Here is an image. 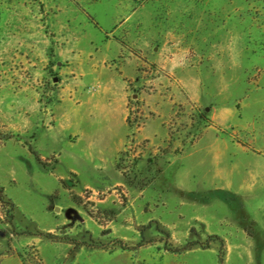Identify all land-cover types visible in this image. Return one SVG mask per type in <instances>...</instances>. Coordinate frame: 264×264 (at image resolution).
Returning a JSON list of instances; mask_svg holds the SVG:
<instances>
[{"label":"rangeland","instance_id":"obj_1","mask_svg":"<svg viewBox=\"0 0 264 264\" xmlns=\"http://www.w3.org/2000/svg\"><path fill=\"white\" fill-rule=\"evenodd\" d=\"M0 186V264H264V0H0Z\"/></svg>","mask_w":264,"mask_h":264},{"label":"trees","instance_id":"obj_2","mask_svg":"<svg viewBox=\"0 0 264 264\" xmlns=\"http://www.w3.org/2000/svg\"><path fill=\"white\" fill-rule=\"evenodd\" d=\"M30 152L33 153V151L30 149ZM40 160V159H39ZM0 203L3 205H9L11 207L12 210H15V205L14 203L8 201L5 197V191H4V188L2 186H0ZM14 220V216L11 215V223L12 221ZM40 235H43L45 237H47L48 239H51V240H60L58 239V237H56V235L52 234V233H41ZM212 241H219L220 244H221V248H220V251H219V264H225V255H226V252H225V240L223 238H221L220 236H217V235H214V236H211L209 239H208V242L206 244L204 243H201L199 241H192V242H189L187 243L184 247L180 248V249H176L177 252H184V251H189V250H192L195 246L197 245H200L204 248H208L210 246V244L212 243ZM122 248H125L124 245H121ZM138 247H142V245H138ZM20 258L22 259L23 263L24 264H27V260L25 259V256L23 254H20L19 255ZM37 264H44L42 262V260L38 257L37 258Z\"/></svg>","mask_w":264,"mask_h":264}]
</instances>
